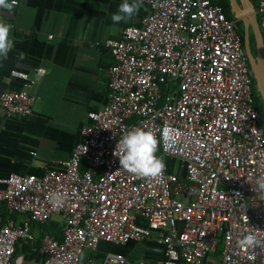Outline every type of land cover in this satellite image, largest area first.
<instances>
[{
	"label": "built area",
	"instance_id": "built-area-1",
	"mask_svg": "<svg viewBox=\"0 0 264 264\" xmlns=\"http://www.w3.org/2000/svg\"><path fill=\"white\" fill-rule=\"evenodd\" d=\"M143 1L140 23L104 41L107 103L87 112L68 158L41 175L0 178V264H12L19 241L37 243L31 223L54 217L59 239L40 237L41 264H126L118 251L96 258L100 244L142 240L161 249L150 264H264V197L252 190L264 177V123L236 21L219 0ZM251 1L264 44V3ZM10 75L20 86L0 92V107L32 115L34 79ZM132 128L151 131L156 155L178 159L181 173L142 178L119 168L115 144ZM53 191L65 195L59 207ZM248 230L250 250L237 243Z\"/></svg>",
	"mask_w": 264,
	"mask_h": 264
},
{
	"label": "crops",
	"instance_id": "crops-1",
	"mask_svg": "<svg viewBox=\"0 0 264 264\" xmlns=\"http://www.w3.org/2000/svg\"><path fill=\"white\" fill-rule=\"evenodd\" d=\"M119 3L17 0L12 10L2 9L0 23L11 26L14 47L7 60L0 62V92L20 86L10 75L11 70H18L34 79L30 93L36 99L32 115L23 118L7 117L0 107V178L12 173L41 175L48 168H57L79 140L81 128L90 122L87 112L105 106L112 59L104 41L118 38L126 26L138 25L148 11L143 1L131 20L114 24L111 13ZM250 40L254 43L252 36ZM57 221L54 217L45 227L55 230ZM40 228L37 224L30 228L35 237ZM101 244L96 258L104 250L121 252L136 264L152 262L138 260L141 256L151 260L161 257V249L152 240L111 245V249ZM41 263L35 244H16L12 264Z\"/></svg>",
	"mask_w": 264,
	"mask_h": 264
},
{
	"label": "clouds",
	"instance_id": "clouds-1",
	"mask_svg": "<svg viewBox=\"0 0 264 264\" xmlns=\"http://www.w3.org/2000/svg\"><path fill=\"white\" fill-rule=\"evenodd\" d=\"M17 0H0V9L12 10ZM143 0H120L117 8L111 13L114 24L131 20L140 10ZM11 26L0 23V62L7 60L8 53L13 49L14 42L10 36ZM158 140L149 130L132 128L126 130L115 144L114 152L118 157L119 168L142 178L162 175L166 165L162 157L156 155ZM252 190L258 196L264 197V177L255 180ZM65 195L59 191L49 194L53 206L59 207L64 202ZM240 247L250 250L256 246V235L252 230L243 233L237 240Z\"/></svg>",
	"mask_w": 264,
	"mask_h": 264
},
{
	"label": "water",
	"instance_id": "water-1",
	"mask_svg": "<svg viewBox=\"0 0 264 264\" xmlns=\"http://www.w3.org/2000/svg\"><path fill=\"white\" fill-rule=\"evenodd\" d=\"M228 4L233 19L242 25L243 49L256 91L261 100V115L264 123V44L258 26L254 3L251 0H228ZM250 36H252L254 41L253 51L250 46Z\"/></svg>",
	"mask_w": 264,
	"mask_h": 264
},
{
	"label": "trees",
	"instance_id": "trees-1",
	"mask_svg": "<svg viewBox=\"0 0 264 264\" xmlns=\"http://www.w3.org/2000/svg\"><path fill=\"white\" fill-rule=\"evenodd\" d=\"M219 3H220V5H221V7H222V10H223V12H224V14L226 15V17L227 18H229V19H232V15H231V13H230V11H229V5H228V2H227V0H219ZM236 26H237V28H238V32H239V34L241 35L242 33V29H241V27H240V22H236ZM252 48H253V44H252ZM252 76V75H251ZM252 79H253V77H252ZM253 82H254V80H253ZM254 88H255V84H254ZM255 101H256V106H257V109H258V111L261 113L262 112V104H261V100H260V97H259V95H258V93H257V91H256V88H255ZM7 217H8V214H7V211L5 210V208H0V226L3 224V223H5V221H6V219H7ZM34 223H31V225H30V227H32V225H33ZM38 226H41V228H40V232H39V236L37 237V243L35 244L36 245V248H38V242H39V239H40V237H42L43 236V234L44 233H49V234H51L52 236H54L55 238H58L59 239V234H58V232H59V230H58V226H56L55 227V230H53V229H47L46 227H45V224H43V225H38ZM126 259H127V261L128 260H130L131 258H130V256H126Z\"/></svg>",
	"mask_w": 264,
	"mask_h": 264
},
{
	"label": "rangeland",
	"instance_id": "rangeland-1",
	"mask_svg": "<svg viewBox=\"0 0 264 264\" xmlns=\"http://www.w3.org/2000/svg\"><path fill=\"white\" fill-rule=\"evenodd\" d=\"M252 41L250 40V46H251V48H252ZM254 50V48H252V51ZM164 162H165V165H166V167L168 168V169H171L174 173H176V174H180L181 173V171H182V164H181V162L178 160V159H173V160H164ZM102 245V247L103 248H109V249H111L110 248V244H101ZM155 247V246H154ZM157 248V247H156ZM155 249V248H154ZM155 252H157V250L155 251ZM155 254V253H154ZM156 257H159V256H156ZM155 257L153 256V259H154ZM159 258H161V257H159ZM159 258H155L154 260H156V259H159ZM151 260V259H149V258H145L144 259V256H141L138 260H141V261H154V260ZM126 264H136V262H135V260L134 259H130V260H128L127 262H126Z\"/></svg>",
	"mask_w": 264,
	"mask_h": 264
}]
</instances>
